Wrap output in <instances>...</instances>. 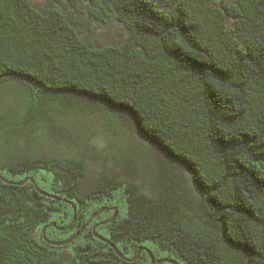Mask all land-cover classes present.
I'll use <instances>...</instances> for the list:
<instances>
[{"label": "trees", "instance_id": "obj_1", "mask_svg": "<svg viewBox=\"0 0 264 264\" xmlns=\"http://www.w3.org/2000/svg\"><path fill=\"white\" fill-rule=\"evenodd\" d=\"M47 1L0 0V174L72 201L70 233L114 204L100 229L126 258L149 241L181 264H264V0ZM38 202L71 221L0 181V264L150 257L124 261L92 228L48 245Z\"/></svg>", "mask_w": 264, "mask_h": 264}, {"label": "flooded vegetation", "instance_id": "obj_2", "mask_svg": "<svg viewBox=\"0 0 264 264\" xmlns=\"http://www.w3.org/2000/svg\"><path fill=\"white\" fill-rule=\"evenodd\" d=\"M26 176H30V174H25L22 178H24ZM26 182H30V181H26ZM0 205H1V203H0ZM33 205H34L35 209L41 211L46 216H47V213L49 212V210L53 209V211L49 212L50 215H51L50 218L46 219L44 222H42L41 224H39V226H36V228H35V233L38 236L40 241H43L46 244L50 245L43 238V236L41 234V229H42L43 226H45V225H47L49 223H52V222L55 223L56 225L55 226H48V227L45 228V237L49 241L57 242V241H62V240L68 239L77 231V230L71 231V233L68 232L69 230H71V227H72L74 222L72 223V225H71V227L69 229H67V230L61 229V228L65 227V226H67L70 223V220L68 222L62 223V220L64 219L63 218L64 217V206H63L62 203H47V202H42L41 203V202H38V203H34ZM103 206L104 207H108V209L104 210L102 213H100L99 215L95 216L90 221V223L87 225V227L83 231V233H81V235L84 234L87 230L91 229L92 226L95 225V224H96V227H95V230H96V228L98 226H107V225L115 224L118 221L119 215H120L119 211H117L116 215L114 216V218L112 220H110L109 222H106V223H101L102 221H105V220L109 219L113 215L114 210L111 209L110 207H114L115 205L112 204V203H109V204H105ZM1 208H0V210H1ZM87 219L85 220V222L87 221ZM100 235H102L103 237L109 239L108 234H106L105 232H104V234H100ZM97 239H99V238H97ZM74 241L72 243H74ZM103 242H105V241H103ZM105 243H107V242H105ZM60 254H61V252H60ZM159 258H161V257H158V256L156 257L155 256V260H157ZM135 264H156V262L153 261L151 263V258L150 257L147 258L146 256H141L140 257V262H138V260H136Z\"/></svg>", "mask_w": 264, "mask_h": 264}, {"label": "water", "instance_id": "obj_3", "mask_svg": "<svg viewBox=\"0 0 264 264\" xmlns=\"http://www.w3.org/2000/svg\"><path fill=\"white\" fill-rule=\"evenodd\" d=\"M0 181L5 183V184H10V185H22L23 183H25L26 181H30L33 185H34V189L41 195L45 196V197H49V198H52V199H57V200H62V201H66L68 202L71 206H72V210H73V216H72V219L70 221V223L61 228L63 230H67L71 227L72 223L74 222L75 218H76V206L75 204L72 202V201H69L63 197H60L58 195H55V194H51L41 188H39L37 185H36V182L34 180V177L33 176H26L24 178H22L21 180H17V181H11V180H8L7 178H5L4 176H2L0 174ZM111 209L114 210V213L113 215L105 220V221H102L101 223H106V222H109L110 220H112L114 218V216L116 215L117 211H118V208L117 206H114V207H110ZM108 209V207H100L98 210H96L95 212L91 213V215L89 216V218L87 219V221L68 239H65V240H62V241H57V242H52V241H49L46 237H45V228L48 227V226H55L56 224L55 223H49L45 226L42 227L41 229V234L43 236V238L50 244H53V245H56V246H63V245H67V244H70L71 242H73L87 227V225L90 223V221L97 215H99L100 213H102L104 210ZM95 227H96V224L92 226V231H93V236L96 237V238H99L100 240L102 241H105L107 242L114 250L115 254L119 256V258H121L122 260L124 261H127V262H133L135 261L137 258H138V255L140 253L141 250H144L146 251L150 258H151V263L153 261L156 262V264H162V263H169V264H181L180 262H178L176 259H173V258H166V257H162V258H159L157 260H155V257L153 255V253L151 252V250L147 247V246H139L136 250V254L134 257L132 258H126L124 257L123 255H121V253L118 251L117 247L115 246V244L113 242H111L109 239L103 237L102 235L98 234L96 231H95Z\"/></svg>", "mask_w": 264, "mask_h": 264}, {"label": "rangeland", "instance_id": "obj_4", "mask_svg": "<svg viewBox=\"0 0 264 264\" xmlns=\"http://www.w3.org/2000/svg\"><path fill=\"white\" fill-rule=\"evenodd\" d=\"M37 2H39V5H44V4H48L47 0H36ZM228 26H231L230 21L227 24ZM89 32H91V36L94 37L95 39H97L100 42H107L110 40H116L117 39V32H116V28L114 25H91L89 26ZM2 174H4L6 177H8L9 179H12L13 176L9 175L8 173H6L5 171H0ZM46 176L49 178L52 175L50 173L46 174ZM18 180V179H17ZM16 180V181H17ZM39 186L44 188V189H48L47 184L40 182ZM112 202H114L115 204H117L120 207L121 213H124L126 210V204H125V197L121 191V189H118L114 192L113 194V198L111 199ZM98 205L97 202H93L90 205V209L93 208V205ZM100 204V203H99ZM98 230L101 234H104V231L100 229V226H98ZM145 246H149L150 248L153 249L154 252H156L158 255H163V252H159L155 245L149 241H145L144 242ZM148 247V248H149ZM64 250L66 251H70L71 250V246L66 247Z\"/></svg>", "mask_w": 264, "mask_h": 264}]
</instances>
